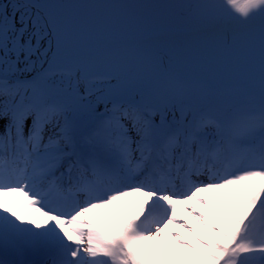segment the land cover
Listing matches in <instances>:
<instances>
[{
    "label": "snow or ice",
    "instance_id": "obj_1",
    "mask_svg": "<svg viewBox=\"0 0 264 264\" xmlns=\"http://www.w3.org/2000/svg\"><path fill=\"white\" fill-rule=\"evenodd\" d=\"M0 264H264V0H0Z\"/></svg>",
    "mask_w": 264,
    "mask_h": 264
},
{
    "label": "rangeland",
    "instance_id": "obj_2",
    "mask_svg": "<svg viewBox=\"0 0 264 264\" xmlns=\"http://www.w3.org/2000/svg\"><path fill=\"white\" fill-rule=\"evenodd\" d=\"M132 199H136V198L133 197ZM178 207L181 209V212H183V208H182V206H178ZM199 211L203 212L204 210H203V209H199ZM188 223H189L190 225H192L193 227L196 226L195 223H194V221H192L191 219H189ZM169 244H171V241H170V240H169ZM172 248H173V251H176L174 245H172Z\"/></svg>",
    "mask_w": 264,
    "mask_h": 264
},
{
    "label": "water",
    "instance_id": "obj_3",
    "mask_svg": "<svg viewBox=\"0 0 264 264\" xmlns=\"http://www.w3.org/2000/svg\"><path fill=\"white\" fill-rule=\"evenodd\" d=\"M241 2H243V0H241Z\"/></svg>",
    "mask_w": 264,
    "mask_h": 264
}]
</instances>
